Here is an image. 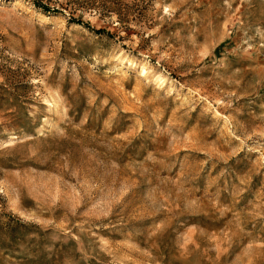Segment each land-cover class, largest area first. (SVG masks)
Segmentation results:
<instances>
[{
  "label": "rangeland",
  "instance_id": "rangeland-1",
  "mask_svg": "<svg viewBox=\"0 0 264 264\" xmlns=\"http://www.w3.org/2000/svg\"><path fill=\"white\" fill-rule=\"evenodd\" d=\"M0 264H264V0H0Z\"/></svg>",
  "mask_w": 264,
  "mask_h": 264
}]
</instances>
